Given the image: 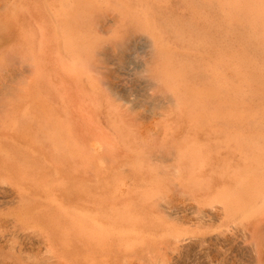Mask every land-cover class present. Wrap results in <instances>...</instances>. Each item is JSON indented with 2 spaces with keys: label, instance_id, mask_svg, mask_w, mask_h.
Instances as JSON below:
<instances>
[{
  "label": "bare ground",
  "instance_id": "bare-ground-1",
  "mask_svg": "<svg viewBox=\"0 0 264 264\" xmlns=\"http://www.w3.org/2000/svg\"><path fill=\"white\" fill-rule=\"evenodd\" d=\"M135 1L139 23L149 19L158 34L160 28L193 47L177 66L157 35L150 37L158 77L179 111L172 116L179 125L173 134L190 137L206 120L218 123L210 143L201 135L171 145L173 178L180 183L147 163L143 136L119 107L117 115L110 109L102 89L96 36L80 25L111 0H16L0 15V32L10 43L0 50V70L16 56L29 72L21 103L0 119V183L17 190V217L35 229L57 264L179 258L202 237L183 228L186 217L179 226L161 218L175 200L173 186L192 194L203 212L214 194L211 206H218L210 207L252 221L254 238L264 224V88L243 80L247 66L264 75V0H166L185 5L182 12L162 10L157 0ZM194 70L197 85L190 84ZM141 131L150 136L153 129ZM221 179L226 188L213 193L209 185ZM253 248L258 254L255 242Z\"/></svg>",
  "mask_w": 264,
  "mask_h": 264
},
{
  "label": "rangeland",
  "instance_id": "rangeland-1",
  "mask_svg": "<svg viewBox=\"0 0 264 264\" xmlns=\"http://www.w3.org/2000/svg\"><path fill=\"white\" fill-rule=\"evenodd\" d=\"M15 1L7 0V3L0 7V15L9 10V6ZM157 1L158 4H161L162 10L176 12L184 10L185 5L172 4L166 0ZM123 2L124 4H122ZM136 8L138 7L135 0H111L109 5L101 6L100 9L98 7L90 15L91 19L88 18L85 23H81L80 28L83 31H90L94 37L96 36L95 58L99 61L100 66L98 76L102 83V89L109 100L110 109L119 107L121 114L123 113L127 121H130L132 123L130 124L135 128L134 130L132 127V130H137L136 135L143 136L144 144L141 145H145L147 148V163L159 172L167 173L168 175L161 174V176L168 178L169 182L174 180L173 182L180 183L173 178L177 162L174 154L176 149L171 145L179 141L192 143L196 136L201 135H204L206 143H210L209 131L215 130L218 123L208 119V122L206 120L200 127L192 129L190 137L187 133L173 134L179 125L172 120V116L179 111L174 103L173 92L158 77L159 66L157 59L151 54L150 37L157 35L160 45L175 55L177 66L182 65L188 53H193V47L182 46L176 37L172 38L170 34H164L160 28L158 34L156 29H151L154 22L149 19H146L145 22L140 17V22H144L141 25L139 17H136L138 14L133 11ZM179 8L181 9L179 10ZM201 16L196 19H200ZM31 20L36 22L34 18ZM143 25L148 26H145L144 29ZM0 37L2 53L10 43H5V39L8 40V37H5L4 33L0 32ZM8 58V64L6 63L5 67L0 70V119L6 118L9 112L21 103L20 98L23 96L21 90L29 79L27 63L25 65L21 58L16 56ZM244 68L243 80L250 79L251 82L255 80L261 88L262 86L264 88V75H259L256 70H251L248 66ZM193 72L190 84L197 85L200 76L196 74L197 70ZM243 83L246 82H242V85ZM237 100L240 101V104L245 102L250 104L249 100L244 101L243 98ZM259 105L263 107L264 101ZM118 109L114 110L116 115L119 114ZM228 109L230 108L228 107ZM146 126H151L153 129L151 135L148 133L150 136L146 133L142 134L141 129L143 130ZM224 127L226 126L223 125ZM227 127L229 132L230 126L227 125ZM187 130L190 132L189 128ZM144 134L148 137H144ZM252 135L257 136L258 132H254ZM213 148V153L220 150L217 146ZM120 162L119 165L127 166ZM221 181L222 179L214 180V183L209 185V189L215 193L221 188H226V185ZM181 187L173 186L174 193L172 192L170 197L175 194V200L171 204V210L167 209L168 213L165 210L161 211V218L171 225L179 226V218L186 217L187 221L183 223V228L202 237V240L192 244V247L183 249L179 258L170 263L160 262V264H264V224L260 235L254 238L252 236V221L234 219L217 207V211L211 208L218 206L214 202V205L211 206L214 194L210 198H206L208 203L204 204L205 212H203L197 208V200L193 195L185 196L184 189ZM7 189V184L0 183V231L2 232L0 234V264H57L44 247L42 238L38 236L35 229L28 228L29 226L17 217L21 208L19 193L17 190ZM180 205H183L184 208ZM254 242L258 254L254 251ZM187 250H190L189 253ZM147 258L145 257L141 264H153Z\"/></svg>",
  "mask_w": 264,
  "mask_h": 264
}]
</instances>
